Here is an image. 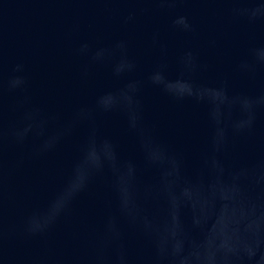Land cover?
<instances>
[{
  "label": "water",
  "instance_id": "1",
  "mask_svg": "<svg viewBox=\"0 0 264 264\" xmlns=\"http://www.w3.org/2000/svg\"><path fill=\"white\" fill-rule=\"evenodd\" d=\"M0 264H264V0H0Z\"/></svg>",
  "mask_w": 264,
  "mask_h": 264
},
{
  "label": "clouds",
  "instance_id": "2",
  "mask_svg": "<svg viewBox=\"0 0 264 264\" xmlns=\"http://www.w3.org/2000/svg\"><path fill=\"white\" fill-rule=\"evenodd\" d=\"M79 185H74V187H78Z\"/></svg>",
  "mask_w": 264,
  "mask_h": 264
}]
</instances>
